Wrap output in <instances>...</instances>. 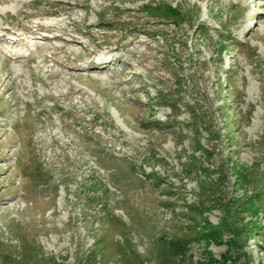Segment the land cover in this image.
Returning a JSON list of instances; mask_svg holds the SVG:
<instances>
[{
	"label": "rangeland",
	"instance_id": "rangeland-1",
	"mask_svg": "<svg viewBox=\"0 0 264 264\" xmlns=\"http://www.w3.org/2000/svg\"><path fill=\"white\" fill-rule=\"evenodd\" d=\"M0 264H264V0H0Z\"/></svg>",
	"mask_w": 264,
	"mask_h": 264
},
{
	"label": "bare ground",
	"instance_id": "bare-ground-1",
	"mask_svg": "<svg viewBox=\"0 0 264 264\" xmlns=\"http://www.w3.org/2000/svg\"><path fill=\"white\" fill-rule=\"evenodd\" d=\"M37 26H38V25H37ZM40 27H41V26H40ZM40 27H38V29L36 28L37 30H39V32H35V31L33 32V31H32L33 33H32V34L29 33V34H31V35H37V36L40 35L41 37H45V38H47V39H48V38H52V36H49L50 34H46V32H43V31H42V28H40ZM45 28H46V26H45ZM48 28H49V29H53L52 26H49ZM54 28H55V27H54ZM49 29H44V28H43V30H47V31H48ZM54 30H56V29H54ZM50 33H51V32H50ZM53 33L56 34V33H58V32H53ZM58 34H59V33H58ZM18 35H19V34H18ZM26 36H27V35H26ZM55 36H58V35H55ZM11 37H12V36H11ZM19 39H20V38H19ZM15 41H16V40H15ZM15 41H14V42H15ZM20 43H21V42H20Z\"/></svg>",
	"mask_w": 264,
	"mask_h": 264
}]
</instances>
